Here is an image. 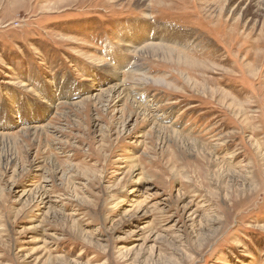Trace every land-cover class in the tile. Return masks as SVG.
I'll return each instance as SVG.
<instances>
[{
	"label": "rangeland",
	"instance_id": "1",
	"mask_svg": "<svg viewBox=\"0 0 264 264\" xmlns=\"http://www.w3.org/2000/svg\"><path fill=\"white\" fill-rule=\"evenodd\" d=\"M0 264H264V0H0Z\"/></svg>",
	"mask_w": 264,
	"mask_h": 264
},
{
	"label": "bare ground",
	"instance_id": "2",
	"mask_svg": "<svg viewBox=\"0 0 264 264\" xmlns=\"http://www.w3.org/2000/svg\"><path fill=\"white\" fill-rule=\"evenodd\" d=\"M146 29V28H145ZM145 29L143 30V31H145ZM147 30V29H146ZM145 33V32H144ZM149 33V32H148ZM149 37H150V33L148 34V39L146 40V41H150V39H149ZM160 39V38H159ZM144 43V42H143ZM146 43V42H145ZM132 46V45H131ZM150 48H152V47H150ZM154 49V48H153ZM152 49V50H153ZM128 51V50H127ZM144 51V50H143ZM157 51V50H156ZM166 51V50H165ZM160 53V52H159ZM167 53V52H166ZM162 55V54H161ZM172 55V54H171ZM174 55V54H173ZM178 56V55H177ZM167 57V56H166ZM121 63V62H120ZM129 65H130V62H129ZM132 68V67H131ZM134 68V67H133ZM134 70H135V68H134ZM124 71V70H123ZM117 72V71H116ZM121 93V92H120ZM50 107H52V106H50ZM37 133V132H36Z\"/></svg>",
	"mask_w": 264,
	"mask_h": 264
}]
</instances>
